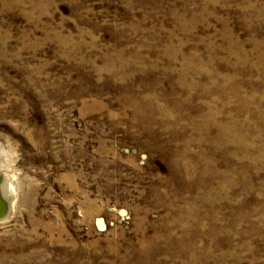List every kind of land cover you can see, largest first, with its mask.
<instances>
[{
    "label": "rangeland",
    "instance_id": "rangeland-1",
    "mask_svg": "<svg viewBox=\"0 0 264 264\" xmlns=\"http://www.w3.org/2000/svg\"><path fill=\"white\" fill-rule=\"evenodd\" d=\"M0 158V264H264V0H0Z\"/></svg>",
    "mask_w": 264,
    "mask_h": 264
},
{
    "label": "bare ground",
    "instance_id": "bare-ground-1",
    "mask_svg": "<svg viewBox=\"0 0 264 264\" xmlns=\"http://www.w3.org/2000/svg\"><path fill=\"white\" fill-rule=\"evenodd\" d=\"M191 55V54H190ZM189 56V55H188ZM186 60V59H185ZM191 62V61H190ZM192 65V64H191ZM204 66V65H203ZM185 67H187V66H185ZM198 68V67H197ZM196 69V68H195ZM197 71V70H196ZM238 71V70H237ZM215 78V77H214ZM212 80V79H211ZM219 86V85H218ZM226 88V87H225ZM161 108V107H160ZM158 110H159V108H158ZM161 110V109H160ZM213 114V113H212ZM237 114V113H236ZM213 116V115H212ZM189 120V119H188ZM244 120V119H243ZM232 121V120H231ZM238 121V120H237ZM241 121V120H240ZM229 122V121H228ZM236 123V122H235ZM205 124V123H204ZM211 124V123H210ZM253 124H254V122H253ZM211 126V125H210ZM230 127V126H229ZM231 127H232V129H231V131L230 132H228V133H224L223 134V136H224V138L226 137L227 138V140H230L231 142H234V143H239L240 141V138H241V128L240 127H238L237 125H235L234 123L233 124H231ZM248 127V126H247ZM226 130H228V129H226ZM255 131V130H254ZM218 132V131H217ZM256 134V133H255ZM261 135V134H260ZM258 137V136H257ZM208 142V141H207ZM233 144V143H232ZM237 145V144H236ZM188 166V165H187ZM190 166V165H189ZM188 166V167H189ZM0 168H1V158H0ZM188 170V169H187ZM191 170V169H190ZM186 171V170H185ZM3 175L1 174V171H0V199H1V201H2V203H1V205H3V204H5V206H6V211H7V209H8V207L9 208H12V207H14L15 206V198H14V193H13V196L11 197V198H8L7 196H4L3 195V192H5L4 191V180L2 181V177ZM12 193V192H11ZM6 213V212H5ZM145 242L147 243V241L145 240ZM144 242V243H145ZM143 247V246H142Z\"/></svg>",
    "mask_w": 264,
    "mask_h": 264
},
{
    "label": "water",
    "instance_id": "water-1",
    "mask_svg": "<svg viewBox=\"0 0 264 264\" xmlns=\"http://www.w3.org/2000/svg\"><path fill=\"white\" fill-rule=\"evenodd\" d=\"M2 201L0 199V218L3 217L5 215L6 212V206L5 204L1 205Z\"/></svg>",
    "mask_w": 264,
    "mask_h": 264
}]
</instances>
